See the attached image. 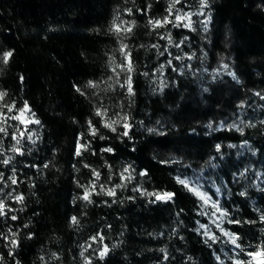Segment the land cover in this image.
<instances>
[{
	"label": "trees",
	"instance_id": "trees-1",
	"mask_svg": "<svg viewBox=\"0 0 264 264\" xmlns=\"http://www.w3.org/2000/svg\"><path fill=\"white\" fill-rule=\"evenodd\" d=\"M208 3L207 31L201 17L193 31L148 24L168 15V0H0V53L13 51L8 64L0 63V90L17 107L27 101L41 122L32 124L36 142L22 141L24 155L10 151L12 128L7 137L0 134V160L14 157L8 165L0 163V199L7 206V215L0 216V264H85V257L91 264H231L233 247L216 229L215 241L205 235L203 203L177 176L199 177L202 190L227 210L224 226L240 236L244 249L236 252L264 245V99L255 95L264 96V0ZM117 14L136 22L127 36L110 31ZM167 31L175 40L187 37L184 47L195 57L182 72L175 60L166 68L163 89L152 91L144 73ZM121 42L132 52L134 95L109 70L113 58L123 61ZM224 64L228 72L218 75ZM89 81L99 86L87 87ZM101 105L113 120L128 117V136L121 135L124 121L114 125L115 132L104 126L95 114ZM241 119L254 127H244L243 134L220 129L221 122ZM88 121L97 130L94 136ZM78 140L89 145L79 156ZM109 147L112 152L103 151ZM125 168L131 179L121 177ZM13 169L15 185L9 180ZM92 183L89 203L82 197ZM111 188L114 196L106 194ZM153 192L175 195L156 201L144 194ZM19 194L22 203L14 199ZM73 216L78 225L71 223ZM13 233L17 247L10 243ZM98 234L102 242L91 239ZM105 244L110 251L100 259Z\"/></svg>",
	"mask_w": 264,
	"mask_h": 264
},
{
	"label": "snow or ice",
	"instance_id": "snow-or-ice-1",
	"mask_svg": "<svg viewBox=\"0 0 264 264\" xmlns=\"http://www.w3.org/2000/svg\"><path fill=\"white\" fill-rule=\"evenodd\" d=\"M200 2V9L197 12H184L181 8H177L176 6L179 4L183 3V0H169V6L166 9L168 15L164 16L161 19H149L148 24L153 28H164L167 25L171 24L173 27L175 28H187L190 30H195L192 26L194 21L192 20V17L194 15L196 16H203L205 15L204 13V9L209 7V3L208 0H199ZM150 8V5H149ZM126 12L131 15L132 14V10L131 9H126ZM117 21H120L119 23H117ZM211 21V13L209 12L207 14V18L205 21H202L201 23L204 24V30L207 31V24ZM136 22L133 21H122L120 20V16L119 14H117L113 21H112V25L110 28V31L114 32L117 36H120L121 34L127 36L129 33L132 32L133 28L135 27ZM161 39H167L168 44H174L175 42L172 40L171 38V33L168 32L166 34V36H161ZM185 40L187 39V37L184 38ZM184 43V40H181L179 43H175V46L177 48H179L182 44ZM152 47L155 48H159V45H153ZM119 51L121 53V56L123 57V61L119 64L115 63V60L113 58V67H112V71L116 74L117 80L116 82L119 83V75L120 72L125 73V78H124V83L121 84L120 86L122 88L126 87L127 92L129 95H134V91H133V80H132V73L135 71V67H134V63L132 60V52L131 49L129 48V46L123 42H121L120 44V48ZM159 55H163V52H160ZM169 55H171V53H169ZM13 56V51L12 50H8V51H4L2 53H0V63L3 64H8L9 60L11 59V57ZM185 56H187V59L191 60L195 57V53H193L192 55H187L185 54ZM206 56V53H205ZM184 57L177 55L176 57H174V59L177 60H182ZM168 65L171 66L172 64V60L169 59L167 61ZM164 65H161L159 69H157V71H162ZM190 67V66H189ZM222 69L226 70L228 68V65L224 64L221 66ZM117 69H119L120 71L118 72ZM175 71V69H173ZM182 71V69H181ZM220 69L217 70V72H219ZM145 76L148 75V73H144ZM229 75H231L234 79H236L235 73L230 72ZM215 78V77H214ZM23 79V78H21ZM99 85L93 81H89L87 87L90 88H97ZM163 82H161V90L163 89ZM76 91L80 92L81 95H85V93L80 89L77 88ZM255 95L260 96L261 99H264V96L261 95V93L257 92L255 93ZM8 96V93L6 91L0 90V134H3V137H7L9 135V128H12V134H11V139L14 141V144L11 146L10 151L19 155H24V152L22 151V141L26 138L27 140L31 141L33 144L36 142L35 140H33V136L35 135L34 131H30L29 130V126L32 124H36L39 125L41 122L39 119L36 118V114L35 112L32 110L31 106L28 104L27 101H24L22 106L17 107L16 103L13 102H9L6 97ZM244 102H241L240 105H238V107L243 108ZM14 113V114H13ZM95 114L97 116H100L102 118V120L104 121V126L109 128L111 131L115 132L116 131V127H114V125L116 124H120L121 121H124L122 126L125 129V131L121 134L123 136H128L129 132L128 129L130 128V125L127 123L128 117L125 115L123 117H119L118 119H111L110 117L107 116V109L104 108L102 105L100 107H97L95 109ZM9 121H15L16 124H10ZM261 123H264V121H261ZM89 124V131L91 135H96V128L92 125L91 121H88ZM243 125V127L241 126ZM209 127H211V125H209ZM244 127H254V125L251 124V122H249L248 124H245V122L241 119L239 121V123H232L230 125H224L223 122H221L220 125V129H224L227 128V130H232L235 129L236 131L240 132L241 134H243V130ZM219 130V129H218ZM148 131H154L153 129H148ZM38 138V137H37ZM83 137H81L82 139ZM103 139V137H101ZM244 145H247V141L244 142ZM89 147V145L87 143H80L79 140L77 142V148H76V155L79 156L82 154V151L87 150V148ZM229 147H235V145H229ZM221 145H216V149L217 151H220ZM103 151L106 152H112L113 149L112 148H106ZM0 155H3V138L0 137ZM14 157L9 156L3 160H0V163L4 164V165H8L10 163V161L13 159ZM212 159H215L214 157ZM48 165L45 164L44 167H47ZM85 167H88V165H85ZM212 167H216V165H212ZM248 171V169H244L239 175L240 176H244V174ZM124 172H128V169L125 168ZM93 173L95 175V177L97 179H99L100 177V173L96 172L95 170H93ZM144 173H142L143 175ZM121 177L123 179H131V175L129 174L128 177H124V174L121 173ZM9 180L11 181L12 184H17V178L15 175V169L12 170V175L9 177ZM176 181L177 183H179L180 185L184 186L186 189H188L190 192H192L194 195H196L202 202L204 206L209 205V203H211V207L215 209V212L213 213V215H215L216 212L220 213V219H224L226 218L229 214L227 212V210L222 209L219 205V201H213L211 196H209V194L207 192L202 191L203 185L199 183V177H197L196 180H190L188 178H181L180 176L176 177ZM4 182V174L2 172H0V183ZM96 187L95 183H92L90 186H85L84 187V195L82 197L83 200L91 203V190H94ZM116 187H122V185H117ZM3 190L0 189V192H2ZM101 191H105L104 186L101 185ZM216 193L219 194L220 193V189L216 188ZM106 194L109 196H114L115 195V188H111L108 189L106 191ZM148 196H153L155 197L156 201H170L172 200V198L174 197V193L171 192H153V193H144ZM239 195L241 196H245L246 192L242 191L239 193ZM9 196L11 197V193H9ZM14 199L18 202H23L24 197L22 194L16 195L14 197ZM6 204L5 201L0 199V216H6L7 212H6ZM8 211H11L10 208H8ZM12 220H16L17 217L16 216H11ZM260 219L262 221H264V215H261ZM215 223V221H213ZM71 223L74 225H78L79 224V220L77 217L73 216L71 218ZM228 223H236L239 224L240 221L239 220H228ZM207 225H200V228L202 229H207ZM217 228H220V231L223 233L224 236L228 237L229 242L235 246V248L240 249L242 252L244 251V249L242 248L241 244L238 242L240 241V236H238L236 233H232V232H228L225 231L223 228H221L220 224L217 223L216 224ZM10 231V230H9ZM13 238L11 239L10 243L12 245V247H17L18 246V241L15 239V235L16 234H12ZM205 235H208L209 239L215 241L217 239V237L214 234H210L208 231H205ZM4 239H8V237H4ZM93 241H103L104 237L102 235H97L91 238ZM88 247H91V245H89ZM84 251H87V248L84 249ZM110 251V249L108 248V246L105 244L103 245V248L100 250L99 252V258L103 259L107 253ZM161 252H164V259L166 260L168 258L167 256V252L165 249H160ZM9 255H12L11 252H9ZM80 255L83 257L84 256V252L82 251L80 253ZM248 256H250L252 259L249 261H242V260H237L235 261V264H264V245L258 246L257 249L255 251H251L247 253ZM52 258L53 259H59V256L57 255V253H52ZM44 258L41 257V260H43ZM217 259H219V257H217ZM3 260V256L0 255V261ZM85 260V264H91V260L87 257L84 258ZM16 264H19V261L16 262Z\"/></svg>",
	"mask_w": 264,
	"mask_h": 264
},
{
	"label": "rangeland",
	"instance_id": "rangeland-1",
	"mask_svg": "<svg viewBox=\"0 0 264 264\" xmlns=\"http://www.w3.org/2000/svg\"><path fill=\"white\" fill-rule=\"evenodd\" d=\"M168 5H169V0H168ZM176 7L181 8L184 12H189V11L197 12L200 9V2H199V0H188V1L183 0V3L177 5ZM204 13H205V11H204ZM196 17H201L202 19L206 20V17H204V15L203 16L194 15L192 17V20L194 22H195ZM168 32L169 31L163 32L161 34V36H166V34ZM171 38L175 43H179L181 40H184V43L179 48H177L175 46V43L174 44H168L167 39H165V43L163 44V48L160 49L158 54L154 57L153 65L148 72V77H147L148 84H149V87L152 91H157V92L161 91V82H163V84H165V81H166L165 71H166V68L169 66L167 63V61L169 59L172 60L171 66H174L175 60L179 61V63H180L179 71L180 72H182L186 68L189 69L191 67L190 64L192 63L193 59H191V60L187 59V56H185V54L192 55L193 53L184 47L185 39L181 38L179 40H175L172 36H171ZM160 52H163V55H159ZM169 53H171V55H169ZM177 55L183 56L184 58L182 60L174 59V57H176ZM161 65H164L162 71H157V69H159ZM113 66H114L113 63H111L109 66V70L111 73L115 74L112 71ZM181 69H182V71H181ZM225 71H227V69L224 70V69L220 68V71L217 72V74L221 75L222 73H225ZM120 75L122 77V78H120V83H122V81H124L125 75H122V73H120ZM107 116L112 119L111 114L109 113L108 109H107ZM29 130L35 132V135L33 136V140H35L36 133H37L35 127L31 125V126H29ZM26 143L30 144L32 142L26 139ZM123 174L128 175L129 171L123 172ZM204 208H205L206 217H207V223H205L204 225H207L208 227H207V229H203V231L204 232L208 231L210 234H212L213 230L216 229L224 237L225 240L229 241L228 237L224 236L223 233L220 231V228L216 227V224L219 223L221 228H223L225 231L230 232L224 226L225 218L220 219V213L219 212H216L215 215H213V213L215 212V209L211 207V203H209V205H207V206H204ZM213 221H215V223ZM231 246L233 247V249L231 250V254L230 255L228 254L229 259H231V261H230L231 264H235V261H237V260L249 261L252 259L250 256L247 255V253L240 255L241 252H238V251L236 252L237 248H235V246L232 244H231ZM254 264H255V262H254Z\"/></svg>",
	"mask_w": 264,
	"mask_h": 264
}]
</instances>
